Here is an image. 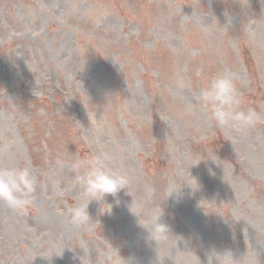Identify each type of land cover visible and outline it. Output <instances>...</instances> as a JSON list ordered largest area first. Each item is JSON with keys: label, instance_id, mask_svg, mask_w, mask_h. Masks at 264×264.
Masks as SVG:
<instances>
[{"label": "rangeland", "instance_id": "1", "mask_svg": "<svg viewBox=\"0 0 264 264\" xmlns=\"http://www.w3.org/2000/svg\"><path fill=\"white\" fill-rule=\"evenodd\" d=\"M221 74L254 126L199 106ZM93 159L127 190L77 232L67 206L86 203ZM4 167L35 193L0 201V264H205L213 247L264 264V0H0ZM160 206L169 233L152 239Z\"/></svg>", "mask_w": 264, "mask_h": 264}, {"label": "clouds", "instance_id": "2", "mask_svg": "<svg viewBox=\"0 0 264 264\" xmlns=\"http://www.w3.org/2000/svg\"><path fill=\"white\" fill-rule=\"evenodd\" d=\"M198 103L204 111L210 113L211 118L221 127L243 130L254 126L259 120L255 110L251 108L246 111L239 110L242 103L241 98L234 82L227 75L221 74L213 77L207 87L201 90ZM192 108L193 106L189 104V111ZM72 166L78 170L81 167V162L77 161ZM77 179L82 184L86 203L68 205L67 213L69 223L79 232L93 220L88 212L89 204L96 202L101 215L111 214L114 205L106 202L105 197L112 196L115 206H119L120 201L117 194L121 190H127L128 180L125 175L106 168L100 159L89 161L84 174L78 175ZM149 191L151 190L149 189ZM34 193L35 182L27 167L0 168V201L13 208L23 209L29 205ZM160 210L161 214L152 225L151 233L148 231L152 239L156 236H166L169 233L167 225L159 222L162 216L161 206ZM85 247V242L81 241L79 249L84 251ZM205 257V264H236L230 250L218 251L213 247L206 252ZM79 259L81 260V257ZM127 264H133V261L129 260ZM197 264H201L199 257H197Z\"/></svg>", "mask_w": 264, "mask_h": 264}]
</instances>
